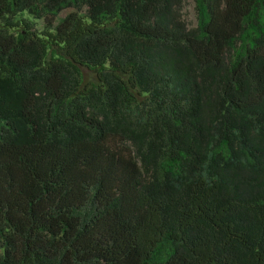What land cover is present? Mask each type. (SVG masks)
Masks as SVG:
<instances>
[{
  "label": "trees",
  "instance_id": "16d2710c",
  "mask_svg": "<svg viewBox=\"0 0 264 264\" xmlns=\"http://www.w3.org/2000/svg\"><path fill=\"white\" fill-rule=\"evenodd\" d=\"M189 1L0 0V264H264V0Z\"/></svg>",
  "mask_w": 264,
  "mask_h": 264
},
{
  "label": "rangeland",
  "instance_id": "374dc122",
  "mask_svg": "<svg viewBox=\"0 0 264 264\" xmlns=\"http://www.w3.org/2000/svg\"><path fill=\"white\" fill-rule=\"evenodd\" d=\"M195 5L194 3L190 0L187 4H186V12L188 13V23L190 25H196V14L194 11ZM69 11H65L63 13H61L58 16L57 19V24L64 19V17L68 14ZM83 16H85V14L83 13ZM22 20H26L27 22H29L31 24V26L37 30L40 34H45L49 31H52V28H49L45 22L43 20H35L34 18H32L31 16H29L27 13H23L20 14L17 19L16 22H21ZM82 74L84 77V81L85 83H95L96 82V75L94 72H92L89 69L84 68L82 70Z\"/></svg>",
  "mask_w": 264,
  "mask_h": 264
}]
</instances>
